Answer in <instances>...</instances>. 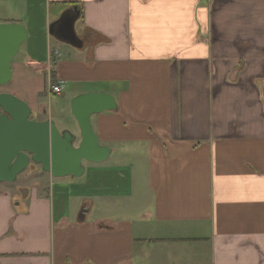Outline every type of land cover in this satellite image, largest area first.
<instances>
[{"label": "crops", "instance_id": "crops-1", "mask_svg": "<svg viewBox=\"0 0 264 264\" xmlns=\"http://www.w3.org/2000/svg\"><path fill=\"white\" fill-rule=\"evenodd\" d=\"M74 8L81 48L50 32ZM6 23L69 111L118 110L93 116L111 155L82 182L0 183V264H264V0H0Z\"/></svg>", "mask_w": 264, "mask_h": 264}, {"label": "water", "instance_id": "water-1", "mask_svg": "<svg viewBox=\"0 0 264 264\" xmlns=\"http://www.w3.org/2000/svg\"><path fill=\"white\" fill-rule=\"evenodd\" d=\"M80 16L74 8L51 27V34L81 48L75 30ZM27 39L28 30L23 25L0 24V87L12 81V62ZM70 109L80 130L79 141L72 131H60L54 121L32 118L26 102L0 93V183H15L30 166H40L53 177L80 178L85 174L84 162L101 163L110 157L111 149L101 145L92 118L117 111L116 99L105 92L83 93L71 99Z\"/></svg>", "mask_w": 264, "mask_h": 264}, {"label": "rangeland", "instance_id": "rangeland-1", "mask_svg": "<svg viewBox=\"0 0 264 264\" xmlns=\"http://www.w3.org/2000/svg\"><path fill=\"white\" fill-rule=\"evenodd\" d=\"M62 53L66 50H73L70 47L60 45ZM28 52L27 47L23 46L20 52L15 56L12 67H13V79L10 83L5 86L0 87V93L10 94L18 99L26 102L33 111L32 118H46L43 113V110L47 113L51 112L52 115L66 119L67 126H74L75 119L73 118L71 111L68 110V94L66 98H63L61 95H51L48 93V86L46 85V77L44 73L35 74V72L29 71L26 72L21 70L18 67L17 62L27 61ZM19 71L23 72L22 74ZM46 90V91H45ZM46 92L41 95L40 93ZM68 93V91L66 92ZM39 94L41 96H39ZM42 111V112H39ZM31 167V166H30ZM27 168L22 172L15 183L12 184V188H20L32 186L40 177L39 171H35V167H31L32 170ZM82 178V177H80ZM80 178H75V181H81ZM40 180V179H39ZM5 187V186H4ZM14 197L18 196V193L13 192Z\"/></svg>", "mask_w": 264, "mask_h": 264}, {"label": "built area", "instance_id": "built-area-1", "mask_svg": "<svg viewBox=\"0 0 264 264\" xmlns=\"http://www.w3.org/2000/svg\"><path fill=\"white\" fill-rule=\"evenodd\" d=\"M51 94L54 95H61L63 92V85L62 84H56L51 87L50 90Z\"/></svg>", "mask_w": 264, "mask_h": 264}]
</instances>
